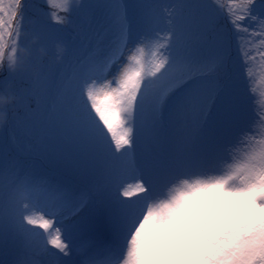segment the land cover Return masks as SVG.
I'll return each instance as SVG.
<instances>
[{"label":"snow or ice","instance_id":"snow-or-ice-1","mask_svg":"<svg viewBox=\"0 0 264 264\" xmlns=\"http://www.w3.org/2000/svg\"><path fill=\"white\" fill-rule=\"evenodd\" d=\"M257 75L264 0H0V264H264Z\"/></svg>","mask_w":264,"mask_h":264},{"label":"rangeland","instance_id":"rangeland-1","mask_svg":"<svg viewBox=\"0 0 264 264\" xmlns=\"http://www.w3.org/2000/svg\"><path fill=\"white\" fill-rule=\"evenodd\" d=\"M260 77L257 75L252 81L251 87L254 89L253 95V108L256 114H264V87L259 84ZM258 123V121H257Z\"/></svg>","mask_w":264,"mask_h":264}]
</instances>
